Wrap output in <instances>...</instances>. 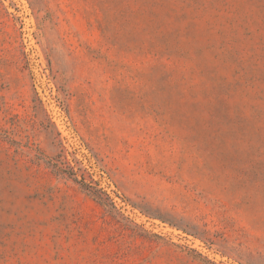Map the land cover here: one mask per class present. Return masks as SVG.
<instances>
[{"label":"rangeland","instance_id":"374dc122","mask_svg":"<svg viewBox=\"0 0 264 264\" xmlns=\"http://www.w3.org/2000/svg\"><path fill=\"white\" fill-rule=\"evenodd\" d=\"M0 264H264V0H0Z\"/></svg>","mask_w":264,"mask_h":264}]
</instances>
